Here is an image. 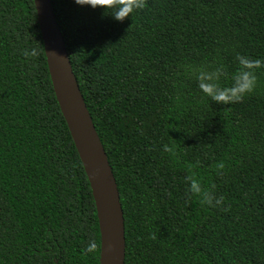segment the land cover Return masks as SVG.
Here are the masks:
<instances>
[{
	"label": "trees",
	"instance_id": "trees-1",
	"mask_svg": "<svg viewBox=\"0 0 264 264\" xmlns=\"http://www.w3.org/2000/svg\"><path fill=\"white\" fill-rule=\"evenodd\" d=\"M52 4L118 184L125 264H264V64L254 90L228 106L194 74L222 65L230 83L238 53L264 61V0H146L123 22L74 0ZM186 177L221 205L201 206ZM100 260L93 192L34 0H0V264Z\"/></svg>",
	"mask_w": 264,
	"mask_h": 264
},
{
	"label": "water",
	"instance_id": "water-1",
	"mask_svg": "<svg viewBox=\"0 0 264 264\" xmlns=\"http://www.w3.org/2000/svg\"><path fill=\"white\" fill-rule=\"evenodd\" d=\"M62 115L93 192L101 231V264H125L124 212L118 184L75 76L52 0H34Z\"/></svg>",
	"mask_w": 264,
	"mask_h": 264
},
{
	"label": "clouds",
	"instance_id": "clouds-1",
	"mask_svg": "<svg viewBox=\"0 0 264 264\" xmlns=\"http://www.w3.org/2000/svg\"><path fill=\"white\" fill-rule=\"evenodd\" d=\"M77 5L96 9L116 22H123L125 18L145 7L146 0H107L104 4H94L92 0H74ZM25 56L35 55V52H25ZM237 67L230 77V83H223L221 78L224 75L223 66H218L212 70L203 67L195 69V80L199 91L211 102L218 105H229L240 102L247 94L251 93L256 85L255 69L264 64L260 59H249L247 56L237 54L235 57ZM163 151L171 156L176 155L174 144H164ZM217 169L222 170L223 163L217 164ZM188 180L187 191L195 196L201 206L215 207L222 203L223 197H216L209 190L203 189L198 180L186 177ZM94 245L91 243L85 251H93Z\"/></svg>",
	"mask_w": 264,
	"mask_h": 264
}]
</instances>
